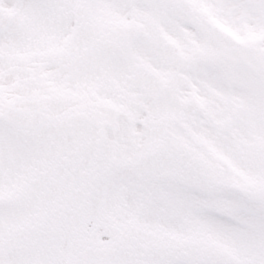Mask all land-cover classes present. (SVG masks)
<instances>
[{
    "label": "snow or ice",
    "instance_id": "6c2138e0",
    "mask_svg": "<svg viewBox=\"0 0 264 264\" xmlns=\"http://www.w3.org/2000/svg\"><path fill=\"white\" fill-rule=\"evenodd\" d=\"M0 264H264V0H0Z\"/></svg>",
    "mask_w": 264,
    "mask_h": 264
}]
</instances>
